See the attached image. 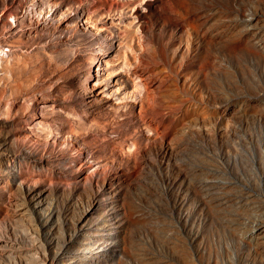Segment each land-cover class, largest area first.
<instances>
[{"label":"rangeland","instance_id":"rangeland-1","mask_svg":"<svg viewBox=\"0 0 264 264\" xmlns=\"http://www.w3.org/2000/svg\"><path fill=\"white\" fill-rule=\"evenodd\" d=\"M0 264H264V0H0Z\"/></svg>","mask_w":264,"mask_h":264}]
</instances>
